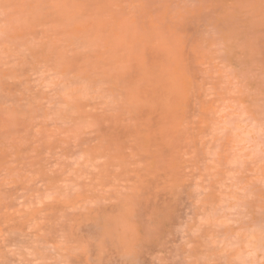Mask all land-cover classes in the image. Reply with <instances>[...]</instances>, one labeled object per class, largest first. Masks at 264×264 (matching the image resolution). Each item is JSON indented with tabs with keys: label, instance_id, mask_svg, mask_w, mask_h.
<instances>
[{
	"label": "rangeland",
	"instance_id": "rangeland-1",
	"mask_svg": "<svg viewBox=\"0 0 264 264\" xmlns=\"http://www.w3.org/2000/svg\"><path fill=\"white\" fill-rule=\"evenodd\" d=\"M0 264H264V0H0Z\"/></svg>",
	"mask_w": 264,
	"mask_h": 264
}]
</instances>
